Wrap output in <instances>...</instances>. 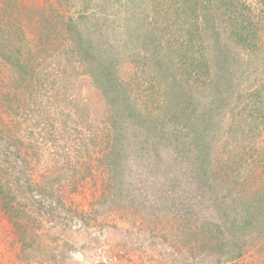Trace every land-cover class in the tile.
Masks as SVG:
<instances>
[{
	"label": "rangeland",
	"instance_id": "1",
	"mask_svg": "<svg viewBox=\"0 0 264 264\" xmlns=\"http://www.w3.org/2000/svg\"><path fill=\"white\" fill-rule=\"evenodd\" d=\"M0 192V264H264V0H0Z\"/></svg>",
	"mask_w": 264,
	"mask_h": 264
},
{
	"label": "trees",
	"instance_id": "2",
	"mask_svg": "<svg viewBox=\"0 0 264 264\" xmlns=\"http://www.w3.org/2000/svg\"><path fill=\"white\" fill-rule=\"evenodd\" d=\"M1 188H3V187H1ZM1 190H3V189H1ZM0 194H3V193L0 192Z\"/></svg>",
	"mask_w": 264,
	"mask_h": 264
}]
</instances>
